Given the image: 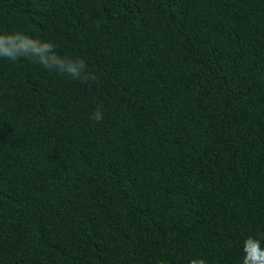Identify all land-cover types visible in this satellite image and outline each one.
Returning a JSON list of instances; mask_svg holds the SVG:
<instances>
[{
  "label": "trees",
  "instance_id": "obj_1",
  "mask_svg": "<svg viewBox=\"0 0 264 264\" xmlns=\"http://www.w3.org/2000/svg\"><path fill=\"white\" fill-rule=\"evenodd\" d=\"M0 32L96 77L0 58V264L264 247V0H0Z\"/></svg>",
  "mask_w": 264,
  "mask_h": 264
},
{
  "label": "clouds",
  "instance_id": "obj_2",
  "mask_svg": "<svg viewBox=\"0 0 264 264\" xmlns=\"http://www.w3.org/2000/svg\"><path fill=\"white\" fill-rule=\"evenodd\" d=\"M0 58L12 61L27 58L61 75L66 74L82 81L96 79L93 73L88 72L87 64L82 58L60 56L51 42L31 38L21 32H0ZM90 118L100 121L103 113L98 108ZM242 251L241 264H264V247L261 246L260 239L245 238ZM156 264L165 262L157 260ZM188 264H206V261L203 258L190 259Z\"/></svg>",
  "mask_w": 264,
  "mask_h": 264
}]
</instances>
